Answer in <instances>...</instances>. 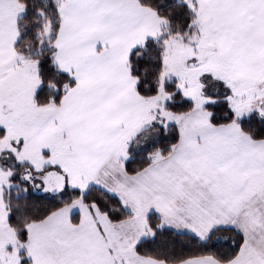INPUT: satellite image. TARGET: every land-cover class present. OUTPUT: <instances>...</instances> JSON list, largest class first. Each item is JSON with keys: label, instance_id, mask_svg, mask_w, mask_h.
<instances>
[{"label": "snow or ice", "instance_id": "6c2138e0", "mask_svg": "<svg viewBox=\"0 0 264 264\" xmlns=\"http://www.w3.org/2000/svg\"><path fill=\"white\" fill-rule=\"evenodd\" d=\"M0 264H264V0H0Z\"/></svg>", "mask_w": 264, "mask_h": 264}]
</instances>
